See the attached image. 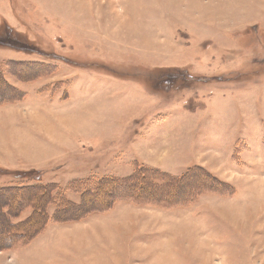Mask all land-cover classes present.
Masks as SVG:
<instances>
[{"label": "rangeland", "instance_id": "1", "mask_svg": "<svg viewBox=\"0 0 264 264\" xmlns=\"http://www.w3.org/2000/svg\"><path fill=\"white\" fill-rule=\"evenodd\" d=\"M8 61L56 74L0 77V188L52 184L68 212L0 264H264V0H0ZM142 168L149 189L70 219L73 183Z\"/></svg>", "mask_w": 264, "mask_h": 264}, {"label": "trees", "instance_id": "2", "mask_svg": "<svg viewBox=\"0 0 264 264\" xmlns=\"http://www.w3.org/2000/svg\"><path fill=\"white\" fill-rule=\"evenodd\" d=\"M17 70L20 71L18 74L22 79L33 78L35 75L38 78L39 76L42 77L43 74H51V73L56 74V68L51 66L40 65L37 63L8 61L5 62L3 65H0V77H4V79L8 76L16 77L15 71ZM9 86L8 87L10 90L15 89L18 91L20 95L19 97L20 101L25 99L26 94L24 93V91L19 90L18 88H13L11 85ZM13 91L14 90H12L11 91L12 93L8 95L7 101H9V103H16L15 99L17 98V95L15 96ZM0 97L2 98V96ZM145 172L146 170L142 168L137 172V175H134V177H132L133 179L127 178L124 180H120L116 178H107L99 182V184H96L94 188H91L90 184L92 183H90V181H86V180L76 181L75 183L72 184L73 187L71 186L72 188L70 189V191L71 193L74 194L76 193L81 196V203L69 204V205L71 206V211L73 212V214L74 212L76 213L78 212V213L75 214L76 216L73 215L74 217L72 216V218L70 217L66 218L65 215H61L62 217H59L57 221L59 222L65 221L66 219L69 218L71 220H76L77 218L80 219L83 216L84 218H88L92 214L99 213L100 210L105 209V207H101V205L106 206V204H103L104 199L102 197L104 195H112L114 193L112 191H109L111 187L119 188L123 185L127 186L133 182L134 188L136 190H142L144 187H146L143 190L146 191L147 189H149L148 185L146 184V182L142 181L145 178V176H143L145 175ZM189 173L181 177L168 176L166 174L163 175L168 176L167 181L165 183H167L169 186L175 183L179 184L175 186V188L177 189V193H179L185 191V188L189 183H192L193 185V181L195 179H198L197 177H193L191 179L193 175ZM206 174L210 176L207 172ZM140 176L142 178L138 179ZM189 176H190L189 178L190 181L186 183L185 180ZM211 178L214 181H217L215 180L214 177ZM134 179H138L136 180L137 183L133 181ZM135 184H137V187H135ZM155 184L156 186H161V187L163 186V184H159V183H155ZM184 184H185V188L183 187ZM49 185L38 184V185L26 186V187L23 186V187H13V188L12 187L0 188V196L2 197L5 196L3 198L2 207L0 209L1 210L0 220L2 221V223L5 224L6 227L4 228V230L0 228V232L3 235L2 239H4V244L0 245V248L2 250L16 251L18 250V247L23 246L24 244L27 243L30 244L32 240L36 239L37 237L41 236V234L44 233V229L49 225V222H51V220H54L60 212L62 214L68 212L67 205L64 200V193L60 194L59 196L58 193L60 192L59 191L60 189L59 188L55 189V187L53 188L54 185L52 186V184ZM203 188H207V186L203 185L202 182L201 189ZM123 193L125 194L126 192ZM190 193L194 194L193 189ZM9 194L12 195L11 197L9 196L10 198L6 196ZM193 194L192 195L189 194V198L192 197ZM47 195L49 201H47ZM61 196H62V200L60 201ZM99 204L101 205L98 206ZM50 205H54L56 208V213L53 214V216H51L49 213V208L51 207ZM28 211H30L31 213L28 214ZM25 214H27L26 217H24ZM28 230L33 231L30 233H35V236H33V238L31 237V235L26 233Z\"/></svg>", "mask_w": 264, "mask_h": 264}]
</instances>
